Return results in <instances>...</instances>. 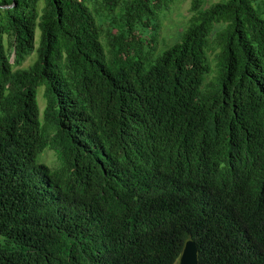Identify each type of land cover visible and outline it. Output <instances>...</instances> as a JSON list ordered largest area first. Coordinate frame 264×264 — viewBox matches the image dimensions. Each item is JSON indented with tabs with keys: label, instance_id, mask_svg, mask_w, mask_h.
<instances>
[{
	"label": "trees",
	"instance_id": "trees-1",
	"mask_svg": "<svg viewBox=\"0 0 264 264\" xmlns=\"http://www.w3.org/2000/svg\"><path fill=\"white\" fill-rule=\"evenodd\" d=\"M172 2L0 0V264H264V0Z\"/></svg>",
	"mask_w": 264,
	"mask_h": 264
},
{
	"label": "rangeland",
	"instance_id": "rangeland-1",
	"mask_svg": "<svg viewBox=\"0 0 264 264\" xmlns=\"http://www.w3.org/2000/svg\"><path fill=\"white\" fill-rule=\"evenodd\" d=\"M193 0H173L167 9L162 11L159 15L156 32V53H160L172 44L176 43L180 37L182 31L188 26L189 19L192 15L191 6ZM223 0H205V6L208 7L213 3L220 2ZM258 8V5H256ZM222 26H217L215 32L220 30ZM215 34V33H214ZM212 61L213 73L209 76V79L214 76L216 70L214 54L210 55ZM31 63L29 59L24 66L28 67ZM44 88H39V99L41 108L44 109L45 100L43 98ZM56 159V155L53 151H47L45 160L51 162ZM176 264H179L178 262Z\"/></svg>",
	"mask_w": 264,
	"mask_h": 264
},
{
	"label": "water",
	"instance_id": "water-1",
	"mask_svg": "<svg viewBox=\"0 0 264 264\" xmlns=\"http://www.w3.org/2000/svg\"><path fill=\"white\" fill-rule=\"evenodd\" d=\"M179 264H199L198 247L195 241L189 240L178 261Z\"/></svg>",
	"mask_w": 264,
	"mask_h": 264
}]
</instances>
